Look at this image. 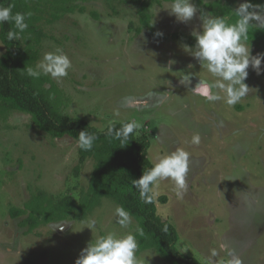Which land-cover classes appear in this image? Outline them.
<instances>
[{
  "label": "rangeland",
  "instance_id": "rangeland-1",
  "mask_svg": "<svg viewBox=\"0 0 264 264\" xmlns=\"http://www.w3.org/2000/svg\"><path fill=\"white\" fill-rule=\"evenodd\" d=\"M145 1L152 34L131 2L73 0L74 10L53 20L47 6L39 22L45 36L36 65L57 48L71 59L66 77L48 76L62 92L64 114L98 129L112 121L137 122V135L150 139L147 155L153 164L178 148L189 152L183 198L176 196L171 180L160 182L154 198L157 214L177 230L178 249L207 264H227L229 252L241 264H264V59L259 73L249 66L250 90L239 103L210 102L208 92H218L211 86L214 78L184 50L196 40L189 44L172 37L201 31L202 13L226 20V10L233 12L244 0H192L197 13L188 22L164 9L171 0ZM248 44L253 56L264 54V38ZM197 134L200 143L193 144ZM77 146L70 136L54 138L38 129L27 113L12 110L0 118V264H75L91 240L107 232L135 233L139 227L131 216L132 224L122 228L114 214L118 205L107 198L83 220L30 232L19 225L24 216H10L9 209L21 208L37 189L54 198H81L94 162L88 158L75 173ZM91 221L92 230L86 226ZM212 249L218 251L215 258ZM137 256L142 264H168L154 248Z\"/></svg>",
  "mask_w": 264,
  "mask_h": 264
},
{
  "label": "trees",
  "instance_id": "trees-1",
  "mask_svg": "<svg viewBox=\"0 0 264 264\" xmlns=\"http://www.w3.org/2000/svg\"><path fill=\"white\" fill-rule=\"evenodd\" d=\"M70 1L73 0H0V6L14 5L13 13H32L27 20L29 27L21 34L19 41L7 40L6 34L14 25L0 24V41L4 46V51L0 54V118L7 112L16 110L29 114L38 129L54 138L70 136L77 141L81 130L97 137L89 151L81 150L77 146V164L73 168L75 173L80 171L88 158L94 162L87 190L78 201L72 195L54 198L45 190L37 189L21 208L11 207L10 216H24L19 225L26 227L30 232L40 225L53 222L83 220L100 205L103 198H107L122 206L139 221V228L143 229L144 235L135 233L139 242L137 252L154 248L168 264H207L177 248L178 233L174 225L157 214L155 199L152 203H144L132 186V179H138L144 171L154 165L147 155L149 137L146 134L137 135L135 130L128 141L121 143L120 140L107 135V128L110 124L119 128L122 123L131 120L112 121L104 129H98L81 118L64 114L61 109L62 92L50 78L41 75L37 79L27 74V68L36 65L39 46L45 36L39 27V22L44 19L45 8L49 6L53 9L49 12L50 20L57 19L60 13L74 10L76 6ZM119 1L138 5L140 23L149 33H153L145 0ZM251 3L264 5V0H251ZM226 15L228 23H235L238 19L235 11L227 9ZM172 37L183 39L189 44L195 43L194 36L179 32L172 33ZM262 38L264 29H256L252 25L248 42ZM159 201L164 203L165 196H161Z\"/></svg>",
  "mask_w": 264,
  "mask_h": 264
},
{
  "label": "clouds",
  "instance_id": "clouds-1",
  "mask_svg": "<svg viewBox=\"0 0 264 264\" xmlns=\"http://www.w3.org/2000/svg\"><path fill=\"white\" fill-rule=\"evenodd\" d=\"M14 5L0 6V24L10 23L13 28L7 32V40L19 41L29 25L28 18L31 12H15ZM170 15H174L179 22H188L197 13V6L192 0H171L168 7ZM238 17L235 23H228L222 16H205L201 14L202 30L194 31L196 43L194 47L184 46V50L197 59L201 67L214 78L212 87L218 92H208L206 99L210 102L224 99L225 103L233 106L239 103L249 93V86L245 83L248 76V68L251 65L258 73L261 70V62L264 54L255 56L251 53V45L248 44V33L252 25L256 29H264V5H254L251 0H244L235 10ZM256 21L258 23H253ZM158 35H163L158 33ZM72 67V61L62 49L44 53L42 60L35 67H28L27 74L32 78H39L41 75L50 76L59 81L68 75ZM223 93V97L220 93ZM140 125L135 121L122 123L119 128L109 125L107 135L124 143ZM97 137L85 130L78 135L77 144L81 150L89 151L93 148ZM193 144L200 143V136L192 137ZM189 172V152L178 148L175 151L158 158L157 162L144 171L138 179H132V186L135 188L141 200L148 204L159 196L157 189L160 182L171 180L174 183V190L178 198H183L187 191V175ZM116 222L127 228L132 224L131 214L122 206H116L114 210ZM91 230L96 226L95 221L86 225ZM135 233L143 236V229L137 227ZM127 232L119 235L115 232H107L98 236L95 241L91 240L81 250L75 264H142L137 256L138 240L136 234ZM227 246L219 245L221 251ZM231 257L227 264H241L238 257L228 253ZM218 256L216 249L211 250V257Z\"/></svg>",
  "mask_w": 264,
  "mask_h": 264
}]
</instances>
